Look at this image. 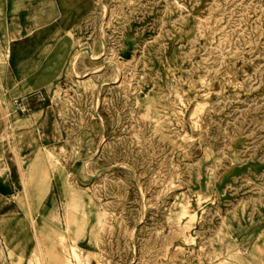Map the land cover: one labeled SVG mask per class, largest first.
Returning a JSON list of instances; mask_svg holds the SVG:
<instances>
[{"label":"rangeland","instance_id":"374dc122","mask_svg":"<svg viewBox=\"0 0 264 264\" xmlns=\"http://www.w3.org/2000/svg\"><path fill=\"white\" fill-rule=\"evenodd\" d=\"M23 12L17 75L0 47V218L23 236L1 229L0 264H264V0Z\"/></svg>","mask_w":264,"mask_h":264},{"label":"crops","instance_id":"0c3cea01","mask_svg":"<svg viewBox=\"0 0 264 264\" xmlns=\"http://www.w3.org/2000/svg\"><path fill=\"white\" fill-rule=\"evenodd\" d=\"M23 0H0V47L7 57V63L10 65L8 73H14L17 75V66L23 63ZM43 27V26H42ZM41 27V28H42ZM26 29V28H25ZM7 52V53H6ZM5 78L11 79L8 75H4ZM21 80V76H14ZM23 83L19 81V88L15 89L14 92L19 91L23 94ZM17 186H3L0 184V209L19 208L17 201L11 200L9 196L11 193L17 192ZM13 198V196H12ZM21 208V207H20ZM18 222H6L0 218V233L1 229L4 230L6 237L10 238L11 232L14 231L23 236V228L15 230V225ZM1 238V235H0ZM9 244L12 245L11 240ZM21 250H23V240L20 241ZM28 254V253H26ZM6 255V254H4Z\"/></svg>","mask_w":264,"mask_h":264},{"label":"built area","instance_id":"2783aa9c","mask_svg":"<svg viewBox=\"0 0 264 264\" xmlns=\"http://www.w3.org/2000/svg\"><path fill=\"white\" fill-rule=\"evenodd\" d=\"M15 105L18 111L23 112L25 110V105H23V101L20 98L15 99Z\"/></svg>","mask_w":264,"mask_h":264},{"label":"bare ground","instance_id":"6f19581e","mask_svg":"<svg viewBox=\"0 0 264 264\" xmlns=\"http://www.w3.org/2000/svg\"><path fill=\"white\" fill-rule=\"evenodd\" d=\"M175 92V91H174Z\"/></svg>","mask_w":264,"mask_h":264}]
</instances>
